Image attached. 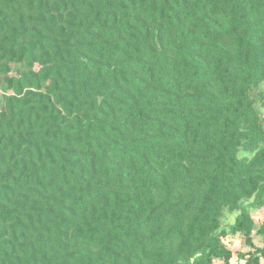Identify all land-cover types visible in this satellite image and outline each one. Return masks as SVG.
I'll list each match as a JSON object with an SVG mask.
<instances>
[{"label": "trees", "instance_id": "1", "mask_svg": "<svg viewBox=\"0 0 264 264\" xmlns=\"http://www.w3.org/2000/svg\"><path fill=\"white\" fill-rule=\"evenodd\" d=\"M262 112L264 0H0V264H264Z\"/></svg>", "mask_w": 264, "mask_h": 264}, {"label": "rangeland", "instance_id": "2", "mask_svg": "<svg viewBox=\"0 0 264 264\" xmlns=\"http://www.w3.org/2000/svg\"><path fill=\"white\" fill-rule=\"evenodd\" d=\"M263 117H264V112H262L261 119H263ZM244 152L248 157L250 156L251 152L248 150L247 151L244 150L240 154L242 155ZM252 216L256 224L259 225L262 219L264 218V208L255 212ZM233 220H234V216L226 213L225 216L222 218V224L224 226H227L228 224L232 223ZM253 240L255 244H257L258 246L262 244L261 238L255 234H253ZM222 241L232 253V256L230 257L231 264H245L246 260L240 259L238 255L239 253H245L248 249L244 243V237L241 234H236L234 236L228 235L225 238H222ZM215 264H221V261L216 260Z\"/></svg>", "mask_w": 264, "mask_h": 264}]
</instances>
